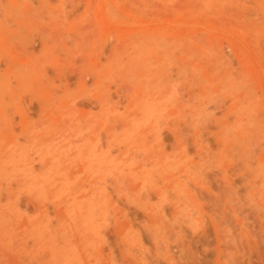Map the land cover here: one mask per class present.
<instances>
[{
	"label": "rangeland",
	"instance_id": "374dc122",
	"mask_svg": "<svg viewBox=\"0 0 264 264\" xmlns=\"http://www.w3.org/2000/svg\"><path fill=\"white\" fill-rule=\"evenodd\" d=\"M263 176L264 0H0V264H264Z\"/></svg>",
	"mask_w": 264,
	"mask_h": 264
},
{
	"label": "bare ground",
	"instance_id": "6f19581e",
	"mask_svg": "<svg viewBox=\"0 0 264 264\" xmlns=\"http://www.w3.org/2000/svg\"><path fill=\"white\" fill-rule=\"evenodd\" d=\"M156 142H157V141H156ZM158 144H159V142H158ZM156 147H157V146H156ZM158 147L160 148V146H158ZM158 147H157V150L159 149ZM93 150H94V149H93ZM154 151H155V150H154ZM158 151H159V150H158ZM149 153H150V151H149ZM157 153H158V152H157ZM93 154H94V153H93ZM102 154H103V152H102ZM94 155H95V154H94ZM103 155H104V154H103ZM152 155H153V154H152ZM155 157H156V156H155ZM164 157H165V156H164ZM183 158H184V157H183ZM170 159H171V158H170ZM173 160H174V159H173ZM173 160H172V161H173ZM175 160H176V159H175ZM175 160H174V161H175ZM180 160H182V158H181ZM162 161H163V159H162ZM177 161H178V159H177ZM52 162H53V161H52ZM57 162H58V161H57ZM180 162H181V161H180ZM180 162H179V163H180ZM59 163L61 164V162H59ZM177 163H178V162H177ZM170 164H171V163H170ZM172 164H173V163H172ZM182 164H183V163H182ZM184 164H185V163H184ZM184 164H183V166H186V165H187V164H186V165H184ZM260 164H262V163H260ZM54 165H55V164H54ZM57 165L59 166V164H57ZM174 165L176 166V164H173V165H170V166L173 167ZM180 165H181V164H180ZM192 165H193L194 167H193ZM192 165H190V166L193 167L192 169H187V170H185V169L182 168L183 170L181 169L180 172H178L177 175H175V176L173 177L174 179L172 178L174 181H173L172 179H171V180L169 179L170 181H173V182L175 183V185H173V187H174L173 189H175V196H172V195H174V194H172V195L170 194V195H171L170 198H173V197L175 198V199L173 198L175 201L172 200V199H170V200H172V202H173V201L175 202V206L178 205V203H181V201L184 203V204L182 203L183 205H186V203L190 202V203L192 204V203H194L195 200H196V199H195V195H194V193H197V192H196V190H195V192H194V191H191V189H192L191 187L193 186V187H195V189H196V188L199 189V185H198V187H196L194 183H191V180H190V181L187 180V181L190 182L189 185H188V187H187V184H186L187 181L184 180V179H186V178L188 179L189 175H187V174H188L189 172L192 173L191 170L194 171V169L196 168L195 166H197L196 164H192ZM200 165H201V164H200ZM200 165H198V166H200ZM49 166H50V165H49ZM164 166H166V165H164ZM175 166H174V167H175ZM187 166H188V165H187ZM187 166H186V167H187ZM190 166H189V168H191ZM166 167H167V166H166ZM174 167H173V168H174ZM161 168H162V167H161ZM187 168H188V167H187ZM143 169H144V168H143ZM175 169H176V167H175ZM158 170H159V169H158ZM158 170H157V171H158ZM184 170L186 171L185 173H187V172H188V173H187L186 175L183 174L184 179L182 180V181H183V182H182L180 179H181L183 176L180 175V174L183 173ZM189 170H190V171H189ZM197 170H198V169H197ZM177 171H178V170H177ZM126 172H127V171H126ZM158 172H160V170H159ZM161 172H162V170H161ZM175 172H176V171H175ZM198 172L201 173V172H203V171L199 170ZM123 173H124V172H123ZM137 173H138V171H136V170H134V169H132V170L130 169V171H128L127 173H124L123 176H125V174H128L127 176H129V178H133L132 180L134 181V180H135L134 177H136V175H138ZM155 173H156V172H155ZM164 173H166V172H164ZM190 173H189V174H190ZM139 174H141V173H139ZM146 174H149V173H146ZM146 174H145V175H146ZM156 174H157V173H156ZM159 174H160V173H158L157 175H159ZM162 174H163V172H162ZM193 174H194V173H193ZM198 174H199V173H198ZM198 174H197V173L194 174V175H195V179L198 178V177H197ZM130 175H131V176H130ZM142 175H143V173H142ZM191 175H192V174H191ZM194 175H193V176H194ZM196 175H197V176H196ZM203 175H205V174H203ZM203 175L201 174V176H203ZM229 175H230V174H229ZM132 176H133V177H132ZM140 176H141V175H140ZM146 176H147V175H146ZM150 176H151V175H149L148 177H150ZM152 176H153V175H152ZM193 176H191V177H193ZM201 176H200V177H201ZM153 177L155 178V176H153ZM153 177H152V178H153ZM196 177H197V178H196ZM205 177H206V176H205ZM263 177H264V176H263ZM152 178H149V179H151V180L153 181ZM159 178H160V177H159ZM137 179H138V178H136L135 181H137ZM204 179H205V178H204ZM146 180H147V178H146ZM146 180L144 179V181H146ZM157 180H158V177H156V180H154V183H158ZM160 180H162V179H159L160 186H159V187L155 186V189H156V187H157V188H160V187H161V183H164V182H162V181H160ZM135 181H134V182H135ZM156 181H157V182H156ZM184 181H185V182H184ZM148 182L150 183L149 180H148ZM173 182H172V183H173ZM144 183H145V182H144ZM174 183H173V184H174ZM191 184H192V185H191ZM193 184H194V185H193ZM153 185H154V184H153ZM153 185H152V186H153ZM162 185H163V184H162ZM166 185H167V184H166ZM138 186H139V185H138ZM138 186H137V187H138ZM178 186L180 187V189H179V190L177 189V191H176V188H177ZM231 186H232V185H231ZM139 187H140V186H139ZM170 187H171V188H170ZM179 187H178V188H179ZM189 187H190L191 189H190ZM167 188H170V189H169L170 191L173 190V189H172V186H169V187H167ZM161 189H162V188H161ZM161 189H160V190H161ZM163 189H164V188H163ZM163 189H162V190H163ZM193 189H194V188H193ZM193 189H192V190H193ZM160 190L158 189V191H159L158 194H159V195H158V194H157V195L160 196V194H163V193H164L161 197H159V198H163V199H164V197H165L164 195L166 194V192L160 193V192H162V190H161V191H160ZM164 191H167V190H164ZM197 191H198V190H197ZM155 192H157V191H155ZM172 192H174V191H171V193H172ZM193 192H194V193H193ZM202 194H203V193H202ZM198 195H200V196H199V197H200L199 199H201L202 197H204L203 195H202V197H201V192L198 193L197 196H198ZM163 196H164V197H163ZM197 196H196V198H197ZM164 200H167V198H165ZM167 201H168V200H167ZM170 202H171V201H169L168 203H170ZM170 205H171V203L169 204V206H170ZM172 205H173V204H172ZM192 205H193V204H192ZM175 206H174V207H175ZM170 207H171V206H170ZM174 207H173V208H174ZM176 207H179V205L176 206ZM180 208H181V207H180ZM188 208H190V207L187 206V208H182V211H184V210L187 211ZM193 208H194V207H193ZM171 209H172V207H171ZM176 209H177V208H176ZM191 210H192V214H190V215H195V214H197L196 211H194L195 209H192V208H191ZM173 212H174V211H173ZM188 212H190V210H189ZM178 213H179V212H178ZM181 213H182V212L180 211L179 216H178V214H176V215H175V218H179L180 215H181ZM83 214H85V213H83ZM184 214H186V212H185ZM184 214H183V215H184ZM79 215L83 216L81 213H80ZM81 216H80V217H81ZM176 216H177V217H176ZM184 216H185V215H184ZM195 216H196V215H195ZM184 218H186L187 221H188V218L191 219L190 217L187 218V216H185ZM192 218H193V216H192ZM181 219H182V218H179V220H181ZM182 220H183V219H182ZM193 220H194V221H192V220H191V221H188V223H191V225H192V224H193L192 222H195L194 226L197 225V222H198L197 219L194 218ZM185 221H186V220H185ZM151 223H152V222H151ZM188 223H186V224H188ZM154 224H155V223H154ZM192 226H193V225H192ZM153 227H154V226H153ZM149 228H151V227H149Z\"/></svg>",
	"mask_w": 264,
	"mask_h": 264
}]
</instances>
